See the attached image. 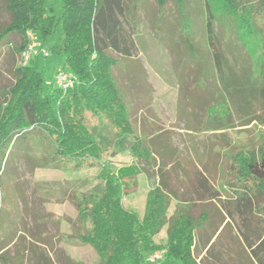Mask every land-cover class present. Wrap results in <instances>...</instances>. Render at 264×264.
<instances>
[{
  "label": "trees",
  "instance_id": "trees-1",
  "mask_svg": "<svg viewBox=\"0 0 264 264\" xmlns=\"http://www.w3.org/2000/svg\"><path fill=\"white\" fill-rule=\"evenodd\" d=\"M2 1L10 22L0 30V41L17 35L20 43L16 52L22 56L31 32L39 33L45 45L47 38L60 31L59 43L52 47L64 63L56 73H71L77 81L65 92L54 82L53 87L47 88L44 70L30 63L34 56L38 57L36 51L26 65L20 63L14 69V83L0 93V171L14 142L35 130L47 134L56 152L67 160L98 161L103 152L102 141L93 128L86 126L85 114L108 121L115 130L116 145L124 146L127 138L132 139L129 150L138 163L132 175L145 171L139 166L141 163L154 165L155 152L146 141L144 144L134 136L131 108L112 73L121 60H131L134 55L128 28L133 29L130 22L144 0H61L58 16L47 6V0ZM155 2L158 24L170 11H176L180 18L182 50L177 52H181L182 70L190 65L198 68L197 83L212 97L205 126L212 131L230 127V105L235 110L243 109L244 115L250 114L251 101L261 100L264 105V0ZM215 26L223 33V46L231 50L239 76L233 72L234 65L225 55ZM251 80L258 86H251ZM217 82L223 92L215 87ZM155 136L158 143L151 145L161 154H178L177 149L169 148L166 136ZM230 161L226 173L233 178L228 186L234 201L225 202L199 170L189 171L176 161L173 175L184 177L189 187L187 194L194 201L183 200L171 216L167 213L177 194L164 164H155L158 184L147 193L142 217L122 205V180L127 175L107 178L101 192L82 194L76 201L82 226L78 241L94 250L98 264H144L148 255L159 250H165L164 260L180 264H264V142L233 155ZM226 219L228 222L216 235ZM164 227L165 242L158 244L155 237ZM233 228L237 235L231 236ZM213 237L214 242L209 245ZM198 240L201 249L196 245ZM222 240L227 242L226 249L218 250ZM0 260L9 263L1 251ZM69 264L82 263L70 260Z\"/></svg>",
  "mask_w": 264,
  "mask_h": 264
},
{
  "label": "rangeland",
  "instance_id": "rangeland-1",
  "mask_svg": "<svg viewBox=\"0 0 264 264\" xmlns=\"http://www.w3.org/2000/svg\"><path fill=\"white\" fill-rule=\"evenodd\" d=\"M2 5L0 0V30L10 22V15ZM47 6L53 9L54 15L60 14L61 0H47ZM155 10V0H144L130 22L133 29L128 28L135 46L134 55L131 60H121V65L112 70L131 108L134 136L144 144L146 141L155 152V164H164L172 181L177 197H172L168 216L183 200L194 201L193 196L187 194L189 187L184 177H179V173L178 178L173 175L176 161L189 171L199 170L218 191L220 200L234 201L228 186L233 178L226 173L230 158L264 142V105L261 100L251 101L248 115H244L243 109L235 110L230 105L233 110L230 127L212 131L210 126H205L206 110L212 97L197 83L200 81L198 68L190 65L182 70L181 52H177L182 46L178 31L180 18L176 11H170L158 24ZM215 31L224 48L223 33L217 26ZM28 36L27 49L32 48V55L34 51L39 54L30 63L44 70L45 86L51 88L56 70L64 63L52 47L59 43L60 31L47 38L45 45L39 33L31 32ZM19 43V37L14 34L0 41V93L14 83V69L22 63L21 55L16 52ZM44 51L48 53L46 58ZM229 51L225 49V55L234 65L233 72L239 76L240 69ZM110 55L119 58L112 52ZM249 83L258 86L252 80ZM215 87L222 90L218 82ZM85 124L93 128L102 141L103 152L98 161L61 157L53 140L40 130L19 137L12 145L7 163L2 164L0 171V251L8 264H69L70 260L98 264L94 250L77 239L82 226L75 204L82 194L101 192L109 177L127 175L122 180V205L142 217L147 193L158 184L155 164L147 167L141 163L139 166L145 171L132 175L133 167L138 164L129 150L132 139L127 138L124 146L116 145L113 126L101 117L85 114ZM155 134L166 136L169 148L177 149L178 154L172 156L168 151L163 155L156 150ZM165 239L166 227L155 237V242L163 244ZM0 264H3L1 260ZM161 264L180 263L164 260Z\"/></svg>",
  "mask_w": 264,
  "mask_h": 264
},
{
  "label": "built area",
  "instance_id": "built-area-1",
  "mask_svg": "<svg viewBox=\"0 0 264 264\" xmlns=\"http://www.w3.org/2000/svg\"><path fill=\"white\" fill-rule=\"evenodd\" d=\"M32 48L27 49L22 53V65H26L28 61L30 60V57L32 55ZM35 52L33 53V55ZM44 56L46 57L47 54L44 53ZM77 81L76 77L71 73H65L62 71H57L55 77H54V84L55 86L62 90L66 91L67 89L71 88L74 83ZM165 258V250H159L155 251L152 254L148 255L145 259L144 264H161L164 261Z\"/></svg>",
  "mask_w": 264,
  "mask_h": 264
},
{
  "label": "crops",
  "instance_id": "crops-1",
  "mask_svg": "<svg viewBox=\"0 0 264 264\" xmlns=\"http://www.w3.org/2000/svg\"><path fill=\"white\" fill-rule=\"evenodd\" d=\"M226 222H228V219H226L225 222L221 225V227L219 228V230H218V232L216 233V235L219 233V231L222 229V227L224 226V224H225ZM228 234H229V232L227 231V232H226V235H228ZM230 234H231V236H233V235H237V230H236V228H233V230L230 232ZM214 239H215V237H213V239L211 240V242L209 243V245H210L211 243L214 242ZM226 240L228 241V239H226ZM226 240H222V241L220 242V244H218V246H217V249H218V250H224V249H226V245H225V244L227 243ZM196 245L198 246V248L201 249V242H199V240L196 241ZM209 245H208L205 249H203V251L200 253L199 258H201V257L205 254V251L208 249Z\"/></svg>",
  "mask_w": 264,
  "mask_h": 264
}]
</instances>
